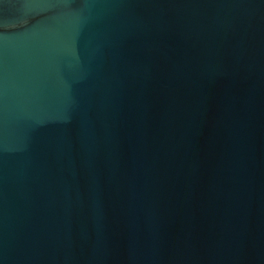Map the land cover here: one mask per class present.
<instances>
[{
    "label": "water",
    "instance_id": "water-1",
    "mask_svg": "<svg viewBox=\"0 0 264 264\" xmlns=\"http://www.w3.org/2000/svg\"><path fill=\"white\" fill-rule=\"evenodd\" d=\"M0 264H264V0H0Z\"/></svg>",
    "mask_w": 264,
    "mask_h": 264
}]
</instances>
